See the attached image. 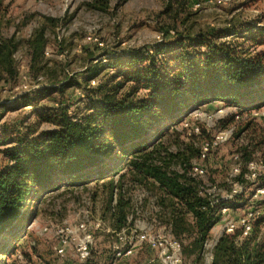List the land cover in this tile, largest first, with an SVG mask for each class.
Listing matches in <instances>:
<instances>
[{
    "label": "trees",
    "instance_id": "1",
    "mask_svg": "<svg viewBox=\"0 0 264 264\" xmlns=\"http://www.w3.org/2000/svg\"><path fill=\"white\" fill-rule=\"evenodd\" d=\"M110 3L92 0L89 6L105 11ZM167 12L171 7L164 14ZM8 14L9 5L0 0V120L6 111L16 108L5 104L12 97H3L1 89L2 84L17 78L16 53L25 46L31 72L38 75L46 67L48 45L45 25L24 41L15 34L7 35ZM173 16L177 21V12ZM47 20L52 24L56 21ZM254 27L252 23H233L192 33L190 29L179 31L174 24L171 31L163 33V41L152 47L153 52L145 48L123 55L106 53L108 65H94L91 54L90 65L82 76L87 100L74 111L73 103L63 100L70 85L64 81L50 83L13 102L17 107L32 106L37 120L26 123V117L18 124L0 121V147H6L0 150L4 158L0 165V264H8L2 262L3 257L12 260L20 249L18 242L26 236L28 219L38 211L34 205L43 196L63 187L98 181L108 191L103 221L114 233L134 224L128 220L133 199L126 184L150 183L160 215L167 216V226L182 246L185 264H205L204 244L221 220V208L234 199L211 203L210 196L202 191L203 181L190 173L200 149L182 141L178 128L187 110L213 101L238 107L240 113L264 107V52H254L259 42L264 43V29L252 33ZM233 36L237 39L223 40ZM106 69L117 72L95 87L90 85ZM119 77L122 81H115ZM126 83L133 85L122 93ZM141 91L146 94L140 95ZM45 123L53 128L40 131L38 126ZM250 125L248 122L243 130ZM170 144L178 149L172 151ZM181 144H185L184 149ZM261 145L255 140L242 143L245 166L254 161ZM173 161L180 170L174 169ZM243 176L244 171L237 181ZM257 212L260 214L248 236L241 238L243 229L238 228L220 237L211 264H264V211ZM63 258L65 264H110L114 254L111 248L93 246L85 263ZM139 258V264H146L148 255Z\"/></svg>",
    "mask_w": 264,
    "mask_h": 264
},
{
    "label": "rangeland",
    "instance_id": "2",
    "mask_svg": "<svg viewBox=\"0 0 264 264\" xmlns=\"http://www.w3.org/2000/svg\"><path fill=\"white\" fill-rule=\"evenodd\" d=\"M5 2L9 5L7 19L10 20L5 33L15 34L18 40L24 41L35 29L45 25L48 45L45 53L46 67L38 75L31 72L25 46L16 53L17 78L1 86L3 97H12V101L6 99L5 104L16 108L6 111L2 121L0 120L1 123L18 124L26 117H28L26 123L35 122L37 119L32 112V106L17 107L13 102L50 83L59 84L63 81L70 83L62 96L63 100L73 103L72 111L80 109L87 100L82 76L90 65L88 60L91 54L94 57V65L99 63L108 65L110 62L108 54L114 52L123 55L129 50L145 48L153 52L152 47L163 41L165 37L163 33L165 30L171 31L174 24L178 26L179 31L190 29L192 33L198 30L225 28L233 23L254 24L252 33L264 29V0H111L109 8L105 11L89 6L92 0H5ZM168 7H171V12L164 14ZM175 12L178 16L177 21L173 16ZM47 18L56 21L52 24ZM170 34L173 35V32ZM234 36L225 37L223 40L233 41L237 39ZM259 43L254 52L263 53L264 43ZM116 72L115 69L101 71L91 80L90 85L95 87ZM115 81H122V77L116 78ZM132 85L133 83H126L122 93L131 90ZM143 94H146V91H141L140 95ZM46 103L48 102L41 101V104ZM84 111L85 109L82 112ZM248 122H251L250 128L244 131L243 128ZM38 128L45 131L52 129L53 126L45 123ZM220 130L233 132L205 161L207 172L205 177H200L203 181L202 191L211 199L224 200L230 197L235 185L238 186L236 187L238 192L241 190L240 187L243 188L242 193L229 201L227 206L229 211L226 217L228 220L237 221L247 217L249 212L264 211V197L255 198L256 190L264 185V172L260 170L257 179H249V165L245 166L241 156L242 143L250 140L261 141L262 145L252 162L260 167L264 166V107L252 113H240L238 107L229 106L219 100L213 101L187 110L178 128V132L183 134L182 141L192 142L200 151L202 144L213 139ZM173 139L175 135L169 143H172ZM181 146L182 149L185 148V144ZM170 147L172 151L178 149L174 144H170ZM2 149L6 147L1 146L0 150ZM235 156L239 157L238 162L242 168L240 173L233 171ZM3 162V155L0 154V165ZM172 164L174 169H181L174 161ZM242 171L244 176L242 180L237 181ZM118 177L119 175L115 179ZM101 183L102 181H98L86 186L63 187L55 193L43 196L42 201L34 205V209L38 211L28 219L26 236L18 242L21 245L20 249L12 260L3 257L2 262L65 264L64 258L56 251L60 230L66 225L75 226L80 222H87L91 226L98 220H102L103 226L95 231L94 247L106 250L111 248L115 254V245L121 246L127 239L124 237L121 240L120 236L111 230L109 223L103 221L108 191ZM126 188L130 190L133 199L132 210L137 208L140 211L139 215H134L132 221L134 224L131 228H135L136 224L138 231L142 229L161 236L169 234L167 216L164 213L160 215V210L156 207L153 186L150 183L145 185L127 183ZM222 219L213 227L212 238L220 234L223 227ZM262 234L264 236V230ZM72 254L69 252L66 257L74 259ZM142 254L145 257L147 255L157 257L158 252L141 246L121 264H139L138 261H142L139 256Z\"/></svg>",
    "mask_w": 264,
    "mask_h": 264
},
{
    "label": "built area",
    "instance_id": "3",
    "mask_svg": "<svg viewBox=\"0 0 264 264\" xmlns=\"http://www.w3.org/2000/svg\"><path fill=\"white\" fill-rule=\"evenodd\" d=\"M232 130H220L218 134L211 140L205 141L202 144L200 156L193 161L191 166L192 175L195 177H205L207 168L205 166V161L210 157L211 153L219 147L223 142L228 140L232 134ZM235 165L233 166V171L235 173L241 172V167L239 157L235 156ZM263 170L264 166L260 167L255 162L249 163V175L248 178L255 180L258 178L259 171ZM238 187L235 185V188ZM233 189L230 197L224 200H232L238 194L242 193L243 188L240 187V191ZM264 197V185L260 186L256 190L255 198ZM222 199H212L211 203L216 204L221 202ZM229 208L223 206L220 210L222 216L223 227L220 234L215 238L208 239L204 244L203 255L204 258L208 261H211L213 258V249L217 245L220 237L223 234L234 233L238 228L243 229L241 238L248 236L252 231V225L254 219L260 212L252 211L249 212L248 216L234 221L228 220L226 217ZM139 209H133V212L128 217L129 222L134 220V215H139ZM156 225L155 223H153ZM103 226L102 220H98L93 225L89 226L87 222H80L75 226H65V228L60 230L59 244L56 249L57 254L60 257H66L69 252H72V256L80 263H85L90 257L91 249L95 243V231L99 230ZM168 228V227H167ZM152 229V227H150ZM149 229V230H150ZM169 229V228H168ZM47 230V228L45 229ZM169 234L167 235H158L150 231H143L142 229L138 231L135 224V228L123 229L121 232H118L117 235L120 236V239L123 240L125 237V242L121 246L115 245V254L114 259L110 264H121V262L129 257H131L137 248L141 246H146L151 251H157V257L151 256L149 264H185L182 246L181 244L174 239L169 229Z\"/></svg>",
    "mask_w": 264,
    "mask_h": 264
},
{
    "label": "crops",
    "instance_id": "4",
    "mask_svg": "<svg viewBox=\"0 0 264 264\" xmlns=\"http://www.w3.org/2000/svg\"><path fill=\"white\" fill-rule=\"evenodd\" d=\"M155 223L157 224L156 221H155ZM151 259H152V258L148 256L147 261H146V264H149V262H150ZM123 261H124V260H123ZM123 261H122V262H123ZM155 264H158V263H155ZM205 264H211V261L206 260V261H205Z\"/></svg>",
    "mask_w": 264,
    "mask_h": 264
}]
</instances>
